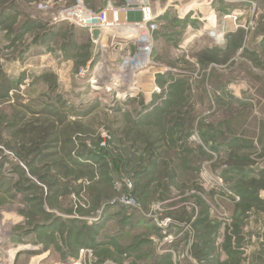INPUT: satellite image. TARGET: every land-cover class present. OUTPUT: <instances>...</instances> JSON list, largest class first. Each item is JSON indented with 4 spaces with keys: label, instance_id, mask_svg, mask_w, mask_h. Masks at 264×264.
<instances>
[{
    "label": "rangeland",
    "instance_id": "rangeland-1",
    "mask_svg": "<svg viewBox=\"0 0 264 264\" xmlns=\"http://www.w3.org/2000/svg\"><path fill=\"white\" fill-rule=\"evenodd\" d=\"M173 1L181 0H0V71L19 80L0 97V264H170V257L171 264H210L192 252L202 229L195 219L218 194L203 187L202 167L218 175L230 153L214 156L206 139L237 146L233 156L261 163L264 155V5L228 6L241 15L235 25L215 0L208 7ZM144 5L154 14L170 7L151 33V55L142 57L145 41L132 30ZM76 7L108 10L111 18L118 11L124 25L94 41L75 22L53 21ZM236 120L244 127L218 135V126ZM241 139L249 146L239 147ZM219 195L227 196L223 188ZM123 198L135 199L131 206L153 225L124 222L115 238L121 226L105 208ZM221 201L230 221L211 220L234 227L241 200ZM76 219L96 227L86 225L98 250L70 242L66 230L83 225L71 224ZM171 220L189 222V234L170 229ZM242 225L250 237H264V212L250 208ZM132 243L137 251L120 255ZM250 253L235 264H252Z\"/></svg>",
    "mask_w": 264,
    "mask_h": 264
},
{
    "label": "trees",
    "instance_id": "trees-1",
    "mask_svg": "<svg viewBox=\"0 0 264 264\" xmlns=\"http://www.w3.org/2000/svg\"><path fill=\"white\" fill-rule=\"evenodd\" d=\"M220 1V0H219ZM222 7V5H221ZM224 9V7L222 8ZM29 30L28 27H26V31ZM51 30V29H50ZM24 31L21 29V32ZM52 32V30H51ZM40 40V39H39ZM43 42H46V40H43ZM217 49V48H216ZM218 50V49H217ZM209 61H213V59H210ZM19 80H12L11 77L8 75L2 73L0 71V97L1 98H8L10 90H12L17 84ZM253 113V111H252ZM156 118H159V115H156ZM155 118V119H156ZM237 125H243V123H240L239 120H236L235 123L227 122L225 123L223 130H221V126H218V133L219 136L222 137L223 134H226L228 131L231 132V129L237 128ZM240 126V127H241ZM242 126L241 128H243ZM239 128V129H241ZM228 129V131H227ZM243 130V129H242ZM260 141L262 145V151L264 152V123L261 125L260 124ZM234 131L232 130L231 133ZM204 136V135H203ZM233 136V135H232ZM206 139V137H204ZM241 141L239 142L240 145L239 147H246L249 146L247 144V141ZM206 143L210 145V148L212 149L213 152L212 154L217 153L218 155L222 154V152H229V159H228V164H226L227 168H224L222 172H219L221 176H223L227 184L229 185V188L234 190L236 193H238L241 196V202L238 203L235 207L233 218L235 220L234 227L228 228V232L225 234V241L223 243V248L228 256L226 261V264H235V263H242V261L245 259L243 257V251L240 249L244 245V236L242 235V224H243V219L247 212L249 211L250 208L252 209H258L259 211L264 212V199L260 197V193L264 191V170H258L254 168V165L256 163V160L252 157H245V156H233L232 152L233 150L237 147L235 145H217L216 143H212L209 140L206 139ZM226 152V153H227ZM264 155L259 154L258 158H261ZM86 159V158H85ZM217 162V161H216ZM218 172V171H217ZM202 196L198 197V203L199 206L203 205V200L201 198ZM120 207L122 208V211H124V218H121L120 221L118 222V216H120ZM197 208V205H196ZM248 210V211H247ZM121 211V212H122ZM138 208L131 206V205H125L124 203L120 201H115V203H109L107 207L105 208V218L109 216L111 220H114L115 223H120V232L115 235V238H118L121 234L124 233V228L123 224L124 222H128L132 224V227H135L136 225L138 226H152L153 223L151 220L147 219L142 213L138 212ZM112 212L111 214H109ZM137 213V214H136ZM199 213V212H198ZM197 213V214H198ZM206 209L204 211H201L198 214V217H196L195 221V226H199V224H203L204 221L208 219ZM136 214V215H135ZM192 213L190 217H188L186 220H190L191 217L193 216ZM61 220V219H60ZM185 221H172L170 223V229H175L178 234L183 232L182 230L184 227L187 225L186 223L189 222ZM79 219L72 220L71 224L78 225L83 224L81 229L76 230V229H67L66 231L71 234L70 242L75 244L81 245L83 247L85 244L86 246H91L92 248L98 250L97 245H94V237L92 235H96V232L90 231L89 233L87 232L86 229V223L82 222ZM217 223V224H216ZM215 225L208 224L202 232L199 231H194L193 233V242H192V252L194 256L199 259L202 262H209L210 264H219V259H216L215 257V247H214V236H212L214 233L217 232L219 229L221 223L216 222ZM89 226V225H88ZM188 228L190 229L189 232H193L192 228H190V224H188ZM90 230L96 228L94 226H89ZM232 229L231 231H229ZM192 230V231H191ZM185 231L188 230L185 229ZM184 231V232H185ZM62 232H65L62 230ZM87 232V233H86ZM171 233V232H170ZM74 234H76L78 237H72ZM189 234V233H188ZM81 237H84L83 239H80ZM234 240V245H233V239ZM90 242V243H89ZM141 243V242H140ZM139 243V244H140ZM169 245H172L173 243L169 241ZM172 243V244H171ZM176 243V242H175ZM138 247V245H137ZM137 247H135L134 243L128 245L126 248L123 247L121 249V254L124 252H128L129 254H133L137 251ZM143 247L140 248L142 250ZM171 256V255H170ZM162 257V259H164ZM171 257H170V264H171ZM224 264V263H222Z\"/></svg>",
    "mask_w": 264,
    "mask_h": 264
},
{
    "label": "built area",
    "instance_id": "built-area-1",
    "mask_svg": "<svg viewBox=\"0 0 264 264\" xmlns=\"http://www.w3.org/2000/svg\"><path fill=\"white\" fill-rule=\"evenodd\" d=\"M213 1L214 0H208V1L203 0L202 3L200 4H205L204 6L207 5L208 7L209 5H211ZM215 1L218 2L220 6L222 5V8L223 7L225 8V6L227 7V9H223L224 12L227 11L224 17L232 21L235 25H237L236 22L239 20L241 15L236 13V11L234 10L232 11L228 10V6H235L237 3H242L243 5H246L247 8L251 7L253 9H256L260 3L261 4L263 3L264 5V0H220V1L215 0ZM137 2L139 3V0H137ZM140 2L145 4V0H140ZM212 7H210V9H206L207 13H209V11L214 12ZM190 11H193L192 18L195 17V15L197 14V7L192 6L186 9V13H190ZM143 12L144 13H143L142 19L139 22H136L135 24H133L134 28L132 31H136L139 34L141 41H145V43L142 45H146V46L139 49V52H138L139 54H142V57H145L146 55L147 56L151 55L152 48H153V40L151 39V33H153L158 28L157 18L160 15L154 14L149 8H145V5L143 8ZM118 13L119 12L116 11L114 13V16L111 18L108 15L109 14L108 10H103L95 14H92V13L87 14V12L83 11L80 7H76V8L70 9L66 11L65 13L55 17L53 21L55 23H60L64 21L75 22V24L89 29L92 36H93V30L98 28L101 31L100 37L97 40L95 39L93 40L102 41L104 35L107 32H109V30H111L107 28L108 27L111 28L112 26H114V25H110V23L111 24L115 23V26L124 25L123 23L120 22ZM149 13H152L153 15H155V18L149 20L148 18L150 16L147 15ZM201 14H202L201 17L205 16L206 18L200 17L199 20L201 22L203 21V19L207 20V14L206 15L205 13H201ZM209 14H212V13H209ZM252 26H253V23H251L249 27H252ZM211 34L214 35V32L212 31ZM212 35L211 37L213 38ZM130 58L131 57L126 58L125 63H128ZM213 155L217 156L216 153H214ZM261 160H262L261 163H259V161H256L254 168H257L258 170H264V156L261 158ZM223 178L224 177L219 174L213 175L209 173L205 164L203 165L202 173H201V179H202L201 182H202L203 187L208 188V189H215L218 192V194L215 196V198L212 201H208L209 213L211 216L218 219L219 221L223 220V221L229 222L230 219H228L226 213H223L222 211L223 205H221V202H222L221 200L229 199V200H233L234 202H239L241 200V196L238 195L237 193L231 192L230 188L224 185ZM221 188H223V190L226 192L227 194L226 197H221L219 195V191ZM201 196L202 198L205 197L203 194ZM121 201L127 205L137 204L136 200L133 198H123ZM166 222H169V220H167ZM168 240L171 242L173 240V237L170 236Z\"/></svg>",
    "mask_w": 264,
    "mask_h": 264
},
{
    "label": "crops",
    "instance_id": "crops-1",
    "mask_svg": "<svg viewBox=\"0 0 264 264\" xmlns=\"http://www.w3.org/2000/svg\"><path fill=\"white\" fill-rule=\"evenodd\" d=\"M194 2H193V4H195ZM170 3H174V5L180 4L183 7L188 6V5H186V2H183L182 0L181 1H177V2L173 1V2H170ZM170 3H169V5H170ZM169 5H168V7H165V9L164 8H160V9H158L156 11V12L160 13L159 15L161 17L163 16L162 19L164 18L165 14L169 10V9H166V8L170 7ZM174 5L172 4L171 6L173 7ZM262 5H263V3H262ZM192 6L193 5H191V7ZM176 7H179V6H176ZM189 7H187V8H189ZM224 9H227V7L225 6ZM110 17H111V15H110ZM122 19H125V15H123ZM207 215H208V219L206 221H204L203 224H199V226H201V228H202L200 230V232H202V230H204V228H206V226L208 224L215 225V223H216V221L211 220L212 217H211L210 213H207ZM185 229H186V227H184V229L182 231L184 232ZM227 230L228 229H226L222 225H220V227L217 230V232L212 235V236H214V243L213 244H214V247H215V254L214 255L217 256L216 259H219L218 257L220 256L221 253H223L224 257L228 258L227 254H226V252H225V250L223 248V243H224L225 237H226L225 234H226V232H228ZM242 235L245 237L244 241L246 239L249 240V242H246V243L243 242L244 245L240 249L241 251H243V257L245 258V254L244 253H245L246 249L249 248L251 250V253H252V254L251 253L250 254L253 255V257L251 259L252 260V264H264V237H263V234L260 235V233H257V234L253 233L251 235V237H250L249 234L243 233V228H242ZM232 239H233V245H234L235 238L233 237ZM248 245H250V246H248ZM172 253H173V251H172ZM172 255H174V254H172ZM248 256H249L248 259H250V255H248ZM172 260L175 261V257H172Z\"/></svg>",
    "mask_w": 264,
    "mask_h": 264
},
{
    "label": "bare ground",
    "instance_id": "bare-ground-1",
    "mask_svg": "<svg viewBox=\"0 0 264 264\" xmlns=\"http://www.w3.org/2000/svg\"><path fill=\"white\" fill-rule=\"evenodd\" d=\"M160 14V13H159ZM148 16H150L148 19L150 20V19H154L155 18V15H153L152 13H149V14H147ZM110 25H114V26H112L111 28H107V29H120L121 27H122V25L121 26H115V23L114 24H111L110 23ZM137 36H139V35H137Z\"/></svg>",
    "mask_w": 264,
    "mask_h": 264
},
{
    "label": "water",
    "instance_id": "water-1",
    "mask_svg": "<svg viewBox=\"0 0 264 264\" xmlns=\"http://www.w3.org/2000/svg\"><path fill=\"white\" fill-rule=\"evenodd\" d=\"M100 29L96 28L93 30V39L97 40L100 37Z\"/></svg>",
    "mask_w": 264,
    "mask_h": 264
}]
</instances>
